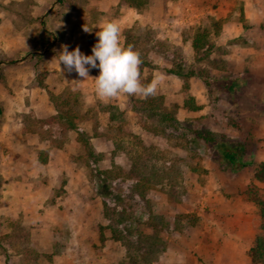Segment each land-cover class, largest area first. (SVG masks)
<instances>
[{"label":"rangeland","instance_id":"374dc122","mask_svg":"<svg viewBox=\"0 0 264 264\" xmlns=\"http://www.w3.org/2000/svg\"><path fill=\"white\" fill-rule=\"evenodd\" d=\"M103 20L117 21L121 43L140 53L142 83L161 75L154 96L179 130L147 131L126 108L139 96L104 102L93 80L73 82L77 73L60 71L62 45L91 55ZM202 30L209 51L199 60L191 42ZM184 93L198 109L184 107ZM65 103L92 135V156L54 119ZM109 105L123 111L116 122ZM207 132L241 143L254 165L226 168L198 139ZM136 155L149 160L155 182L148 206L131 201L137 214L150 209L159 218L142 227L153 242L147 253L139 237L111 235L112 202L128 203L132 180L104 185L95 175L127 172ZM263 161L264 0H146L139 9L120 0H0V264H252L247 251L261 234L254 201L264 199L253 173Z\"/></svg>","mask_w":264,"mask_h":264},{"label":"trees","instance_id":"16d2710c","mask_svg":"<svg viewBox=\"0 0 264 264\" xmlns=\"http://www.w3.org/2000/svg\"><path fill=\"white\" fill-rule=\"evenodd\" d=\"M120 2L129 8L139 9L145 5L146 0H120ZM207 37V31L202 30V32H198L192 39L191 47L199 60L208 54L209 49L207 48ZM144 65L145 63H142L141 67ZM166 72L176 77L183 78L194 75L191 72L185 76L178 69H167ZM200 77L205 81V83H208L204 76L201 75ZM65 104L64 108L55 105L57 116L54 117V119H56L58 124L65 130L75 131L77 133L78 141L83 145L86 153H88L89 156H92L93 148L89 142L92 135L89 136L86 131L78 129L77 124L79 122V116L71 110L72 107H70L67 103ZM184 107L191 111L198 109L197 106L193 104V98L187 93H184ZM126 108L127 110H131L133 112V116L138 124H140L141 127L147 131L169 136L173 131L179 130L180 122L172 111L167 110L163 106L161 97L150 96L148 98H129L126 103ZM106 109L110 115V123L116 122L118 116L123 114V111L117 114V108L114 106L109 105ZM166 130H169L167 134L165 133ZM197 135H199L198 139H201L205 145L210 146L211 149L214 150V153L218 155L219 161H221L223 165L231 171H239L247 166L254 165L252 162H245L243 160L244 147L241 143L224 138L223 136L218 138L216 135L209 132L205 135H201L200 133ZM155 159L158 160L159 157L156 156ZM155 159L153 161H155ZM148 165V159H144L142 156L136 155L133 157L131 167L127 172L117 168L103 171L98 170L95 172L97 178L104 185H110V183L116 180H118L117 182L122 183L128 181L129 179L132 180L131 184L127 185L128 190L125 191L126 194L124 195V198L128 200V203L125 206L121 205V207L120 202H112V215L110 214V217L113 226L110 227V230L111 235L115 240H121L123 242L130 240L134 236L137 238L139 237L140 249L143 251H145V248L147 249V247L153 243L152 238L145 234L142 228L143 225L146 227L150 225L148 219L152 217L150 213L151 211L148 209L147 215L144 213L139 215L136 211H133V203L131 201H133V198L138 197L148 206L145 196L155 183H153V177L150 173L145 171L149 169ZM157 172L158 170L153 171V173ZM253 177L257 182L264 184V161L255 165ZM254 203L258 209L261 234L255 237L251 247L247 251V255L252 264H264V199L259 198L255 200ZM103 206L108 208V203H106L105 200H103ZM152 219L159 218L152 217ZM137 251L139 250L137 249ZM147 252L148 250L145 251V253Z\"/></svg>","mask_w":264,"mask_h":264},{"label":"clouds","instance_id":"9594fccd","mask_svg":"<svg viewBox=\"0 0 264 264\" xmlns=\"http://www.w3.org/2000/svg\"><path fill=\"white\" fill-rule=\"evenodd\" d=\"M95 33L97 42L91 48V55L81 52L79 46L69 51L62 45L59 53V66L67 73L73 71L81 78L73 82L94 81V92L98 99L107 102L122 95L148 98L157 93L161 75L157 73L148 83L141 81L140 53L131 45L121 43V27L115 20H103ZM85 32H91L84 27ZM90 69H99L95 78L89 76Z\"/></svg>","mask_w":264,"mask_h":264},{"label":"crops","instance_id":"0c3cea01","mask_svg":"<svg viewBox=\"0 0 264 264\" xmlns=\"http://www.w3.org/2000/svg\"><path fill=\"white\" fill-rule=\"evenodd\" d=\"M49 108H47V110H48ZM50 110V109H49ZM54 113H56L55 111L53 112V114ZM47 114H48V112H47ZM50 114V113H49ZM51 115V114H50ZM34 139H36V140H34V142L37 144V146H38V148H39V150H42V152H46V149H49V146H47V148H45L46 146H44V144H45V141H43L41 138H40V136L38 137V136H36V138H34ZM64 149L66 148V144H64V147H63ZM61 149H62V147H61ZM59 150V149H58ZM41 152V151H40ZM40 157V155H38V158H37V161H38V164L39 165H41V164H45L46 163V160H43L42 158L40 159L39 158Z\"/></svg>","mask_w":264,"mask_h":264}]
</instances>
